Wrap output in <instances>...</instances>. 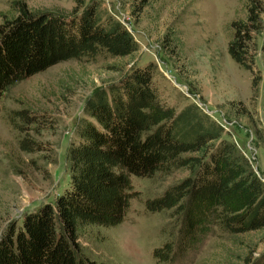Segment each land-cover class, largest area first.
<instances>
[{"label":"trees","instance_id":"1","mask_svg":"<svg viewBox=\"0 0 264 264\" xmlns=\"http://www.w3.org/2000/svg\"><path fill=\"white\" fill-rule=\"evenodd\" d=\"M72 1L73 12L64 15L7 0L8 9L0 13V98L13 83L55 63L136 52L131 32L118 19L96 2ZM243 7L244 16L230 23L227 52L252 73L255 93L260 75L253 53L264 3L243 0ZM260 49L264 61V35ZM152 72L151 63L133 65L116 81L91 91L65 151L66 184L52 201L3 229L0 264H101L76 258L77 231L120 223L134 196L130 176L150 177L170 168L188 174L145 201L148 210L172 209L179 225L177 241L153 250L157 259L190 258L213 227L229 234L262 232L264 240V182L234 143L222 137V126L196 104L174 110L161 100ZM13 112L29 121L24 110ZM28 147L18 140L20 150ZM241 244L245 253L232 257L236 264H264V255L251 259L252 244Z\"/></svg>","mask_w":264,"mask_h":264},{"label":"rangeland","instance_id":"2","mask_svg":"<svg viewBox=\"0 0 264 264\" xmlns=\"http://www.w3.org/2000/svg\"><path fill=\"white\" fill-rule=\"evenodd\" d=\"M33 11L67 15L72 0H24ZM96 2L129 30L137 50L130 57L107 54L55 63L15 82L0 98V234L28 211L52 201L67 182L65 151L74 139V124L83 103L97 87L116 81L133 65H153L152 81L161 100L178 110L194 103L222 126V137L234 143L264 182V61L258 36L253 53L260 75L227 52L231 21L245 14L243 0H84ZM264 3V0H262ZM141 3L143 5L140 7ZM8 9L0 0V13ZM24 110L29 121L13 111ZM32 120V121H31ZM13 121V125L9 122ZM27 141L29 151L18 148ZM34 144L36 146L34 147ZM188 174L184 168L130 176L131 192L122 221L114 226L87 225L77 231L76 258L101 264H236L244 255H264L262 232L229 234L213 227L199 248L180 262L161 261L153 250L177 241L178 221L172 209L148 210L145 201L160 195Z\"/></svg>","mask_w":264,"mask_h":264}]
</instances>
